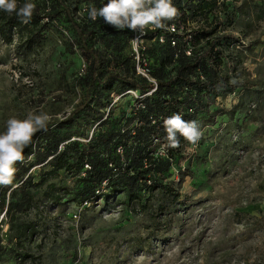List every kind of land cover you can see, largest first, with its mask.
<instances>
[{
    "label": "rangeland",
    "instance_id": "obj_1",
    "mask_svg": "<svg viewBox=\"0 0 264 264\" xmlns=\"http://www.w3.org/2000/svg\"><path fill=\"white\" fill-rule=\"evenodd\" d=\"M172 2L189 15L196 7L192 0ZM216 13L217 35L234 37L221 42L223 75L241 86L217 98L201 94L203 109L189 114L200 124L199 142L172 148L171 161L157 144L155 170L134 195L118 191L109 199L105 189L96 193L104 197L85 202L84 172L62 170L47 185L28 187L29 209L8 215V202L20 199H10L11 191L53 169L51 158L38 164L29 157L22 180L0 186V264H264V0H227ZM19 41L16 34L11 44L0 39V131L11 116L43 109L53 116L50 130L85 147L92 121L85 112L75 122L67 117L84 100L89 64L69 24L58 16L30 51ZM102 41L100 33V50ZM116 94L105 93L90 108L127 111L138 96ZM43 146L36 148L41 158ZM21 225L31 233L16 240Z\"/></svg>",
    "mask_w": 264,
    "mask_h": 264
},
{
    "label": "trees",
    "instance_id": "obj_2",
    "mask_svg": "<svg viewBox=\"0 0 264 264\" xmlns=\"http://www.w3.org/2000/svg\"><path fill=\"white\" fill-rule=\"evenodd\" d=\"M192 1L196 3V7L191 15L179 7L178 17L166 22L168 28L170 25L176 27V32L171 36L167 30L146 31L142 55L147 62L145 70L148 76L150 74L155 80L157 89L152 95L143 98L153 86L136 73L129 29L118 30L105 23L103 18L97 17L92 21L88 17L86 9L93 5L99 8L107 0H51L52 8L47 6L46 0H31L36 4V10L31 22L27 24L21 23L16 13L9 14L0 10V39L6 44H11L13 35L16 34L20 37L19 47L24 51L32 50L41 42L45 32L55 23L58 16L66 20L76 36L83 57L89 64L84 100L72 110L67 121L75 122L81 112H85L92 121L89 127L90 136L85 140V147L81 148L78 143L72 142L69 136L50 130L52 124H49L47 131L35 134L31 145L24 151L25 160L36 156V162L40 164L51 158L53 169L42 172L39 182L32 184L28 177L18 190L11 191L10 199L15 198L17 194H20V199L8 202V215L12 210L23 213L29 209L33 195L28 187L39 189L62 170H73L74 175H78L81 170L84 172L81 181L86 185L85 202L104 197L103 194L96 195L97 192L103 191L104 181L107 182L105 189L110 191L109 199L118 191H128L134 195L140 184H145V176L155 170L153 156L156 145L165 144L163 120L179 113L184 120L189 121L191 111L203 109V103L200 101L203 92L217 98L225 90H236L241 86L223 75L221 68V42L234 39L231 35H217L219 20L216 12L225 9L227 0ZM25 2L26 0H18V5L22 6ZM210 17L213 20L209 24ZM194 23L197 25L192 27ZM162 32L168 38L160 44L156 39ZM100 33L105 45L103 50L95 45ZM170 37L174 38V44ZM201 43L203 46L197 47ZM189 45L195 50L188 51ZM124 48H128L129 52L124 53ZM148 59L153 63L148 64ZM128 91L136 92L138 97L131 100L127 111L114 106L107 112L90 108L93 100L96 99L100 103L105 93L117 92L118 96ZM177 137L179 145L186 141L179 134ZM41 144L44 145L42 149L45 151L43 158L41 153L36 152V148ZM118 149H121V154L117 152ZM172 151V148L166 149L170 161L173 158ZM17 168L16 178L22 180L28 169H24L22 163L17 164ZM4 207L5 196L0 195L2 211ZM15 228L18 233L16 240L20 237L26 238L31 233L29 226L21 225ZM23 257L32 259L29 255Z\"/></svg>",
    "mask_w": 264,
    "mask_h": 264
},
{
    "label": "clouds",
    "instance_id": "obj_3",
    "mask_svg": "<svg viewBox=\"0 0 264 264\" xmlns=\"http://www.w3.org/2000/svg\"><path fill=\"white\" fill-rule=\"evenodd\" d=\"M0 10L9 14L16 13L20 22L27 24L32 20L36 4L26 0L19 6L18 0H0ZM86 11L92 21L99 17L115 29L127 28L138 32L139 35L133 42L139 41L146 29L167 30L166 22L175 20L179 15V10L172 0H107L99 8L93 5ZM52 119L53 116L48 112L35 108L28 111L23 119L15 115L7 119L5 130L0 131V186L13 185L18 171L17 164L25 160V149L31 145L37 132L48 130ZM163 127L166 137L161 152H165L167 148L179 147L177 134L191 145L197 144L203 135L197 120L186 121L179 113L165 118Z\"/></svg>",
    "mask_w": 264,
    "mask_h": 264
},
{
    "label": "built area",
    "instance_id": "obj_4",
    "mask_svg": "<svg viewBox=\"0 0 264 264\" xmlns=\"http://www.w3.org/2000/svg\"><path fill=\"white\" fill-rule=\"evenodd\" d=\"M146 31H147V29L145 30V34L140 38L139 41L133 42V39L136 38L139 35V33L138 32H134L132 30H128L129 36H130V45H131V48H132V52L134 54V61H135V70H136V73H137V75L145 78L147 80V82L151 86H153V88L150 89V91L148 93H146L144 96H142V98L145 97V96H147V95H152L156 91V89H157L155 80L150 76V74L148 76V73L145 70V67H146L147 62H146V60L144 59V57L142 55V52H143V49H144V41H145ZM167 31H168L169 36H171L172 34H174L176 32V27L174 25H170L169 28L167 29ZM167 38H168V36L167 35H164V33L162 32L161 34H159L157 36V39L156 40L160 44H162L163 42H165L167 40ZM170 40H172V44H174L173 43L174 42L173 41L174 38L170 37ZM149 63L152 64L153 61L148 59V64ZM128 92L129 93H134V91H128ZM117 152L119 154L122 153L121 149H118ZM145 164H147V161H145ZM85 168L87 169L88 167L85 166ZM102 186H103L102 189L104 190L106 188V186H107V182L104 181L103 184H102ZM74 217H76V216L74 215Z\"/></svg>",
    "mask_w": 264,
    "mask_h": 264
}]
</instances>
